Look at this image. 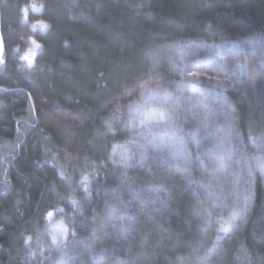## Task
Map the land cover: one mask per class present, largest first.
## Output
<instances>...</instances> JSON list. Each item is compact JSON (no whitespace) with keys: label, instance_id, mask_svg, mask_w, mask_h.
Instances as JSON below:
<instances>
[{"label":"trees","instance_id":"16d2710c","mask_svg":"<svg viewBox=\"0 0 264 264\" xmlns=\"http://www.w3.org/2000/svg\"><path fill=\"white\" fill-rule=\"evenodd\" d=\"M28 5L40 11L30 9L25 24ZM1 15L0 264H264L259 171L245 218L216 235L220 224L193 167L201 144L181 132L185 156L162 145L124 164L115 156L128 137L113 124L146 88L188 77L167 62L149 65V49L264 41V0H1ZM39 23L48 29L33 31ZM33 40L41 47L29 66L23 57ZM243 79L248 85L221 91L223 106L189 114L220 122L251 158L253 138L264 136V70ZM183 169L197 183L188 185ZM217 170L208 172L222 178ZM57 221L67 233L53 244Z\"/></svg>","mask_w":264,"mask_h":264},{"label":"rangeland","instance_id":"374dc122","mask_svg":"<svg viewBox=\"0 0 264 264\" xmlns=\"http://www.w3.org/2000/svg\"><path fill=\"white\" fill-rule=\"evenodd\" d=\"M152 49H166L165 59L154 66L145 55L149 65L157 67L167 62L188 77L181 84L146 88L140 99L130 106L124 120L113 123L128 137L117 150L115 161L124 164L141 162L148 153L156 154L162 145L169 148L181 141V132L189 133L201 144L198 146V166H192L197 178L205 183L215 219L220 224L216 228L219 232L215 229V234L225 235L245 218L251 206L254 171H259L264 178V136L253 138L257 154L249 158L236 148L235 137L231 139V133L222 128L220 122L190 118L189 110H209L216 104L223 106L219 103L223 101L222 90L241 87L247 83L243 78L252 79L253 70L263 72L259 65L264 61V41L213 46L170 44ZM37 51L33 46L28 53L31 64ZM192 66L196 72L190 74L187 70ZM208 134L211 135L206 137ZM218 159L222 172L217 170ZM212 166L222 178L209 174ZM57 225L67 228L63 221L52 226L56 240H62L67 231H54ZM224 229H228L227 233Z\"/></svg>","mask_w":264,"mask_h":264},{"label":"snow or ice","instance_id":"6c2138e0","mask_svg":"<svg viewBox=\"0 0 264 264\" xmlns=\"http://www.w3.org/2000/svg\"><path fill=\"white\" fill-rule=\"evenodd\" d=\"M30 9L32 11H40V9L36 8L35 5H28V6H24L20 9L21 11V14H22V20L21 22L22 23H25L27 24L28 21H29V12H30ZM48 25L47 24H44V23H39V24H33L32 25V30L33 31H36L37 29H40V30H47L48 29ZM35 49H39L41 46L40 44H38L35 40L32 41ZM67 46V45H66ZM3 53V41L0 40V55H2ZM165 53H166V49H158V50H153V49H149L148 52L146 53V59L148 62H150L151 64H153L154 66L156 64H158L161 60L165 59ZM34 55V53H33ZM23 59L25 61H28L29 62V66H31V60L29 59V56L28 55H25L23 57ZM0 62H2V60H0ZM259 68L264 70V61L261 62V64L259 65ZM259 73L256 71V70H253L252 73H251V78L254 80L255 77L258 75ZM167 99V97H166ZM219 103L223 104L224 102L223 101H220ZM229 107L232 109L233 111V114L235 115L237 113V109H235V106L232 105L229 101L227 102ZM226 127L230 128L231 126L230 125H227ZM176 149H179V151H177ZM169 154L173 157H176V156H185V153H186V148L185 146L183 145V143L181 141H177L176 144L174 145H171L169 147ZM219 162V161H218ZM184 175L186 176V182L188 185H192V184H195L197 183L196 179H194L191 175V172L188 170V169H183L182 170ZM87 179V178H85ZM152 191H155L154 189ZM136 199L138 200H145L146 197L144 194H140V193H137L136 194ZM150 203H155V201H149ZM76 202L73 201V204H75ZM62 211V210H61ZM117 209H112V215L115 216L116 213H117ZM53 215L52 212H48V217L51 218ZM56 230H59L61 232H65L67 231L66 229H64L62 227V225H57L56 226V229H54V231ZM225 233H227L228 229H224L223 230ZM76 233L73 232L72 233V236H75ZM52 243L53 244H56L57 243V240L56 238L54 237L53 240H52ZM83 251L87 252L90 256H96L98 255V253L95 252L94 248L93 247H86L85 249H83ZM61 264H65L64 261L61 262ZM116 264H121L120 261H117Z\"/></svg>","mask_w":264,"mask_h":264},{"label":"water","instance_id":"95a60500","mask_svg":"<svg viewBox=\"0 0 264 264\" xmlns=\"http://www.w3.org/2000/svg\"><path fill=\"white\" fill-rule=\"evenodd\" d=\"M0 40L3 41V53L2 55H0V60H2V62H0V67H1L4 62V58H5V47H4V40H3V35H2L1 0H0Z\"/></svg>","mask_w":264,"mask_h":264}]
</instances>
